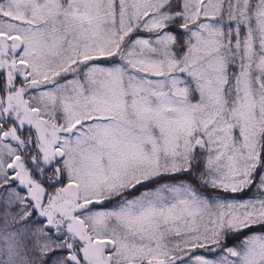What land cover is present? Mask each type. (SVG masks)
<instances>
[{"label":"snow or ice","instance_id":"6c2138e0","mask_svg":"<svg viewBox=\"0 0 264 264\" xmlns=\"http://www.w3.org/2000/svg\"><path fill=\"white\" fill-rule=\"evenodd\" d=\"M0 264H264V0H0Z\"/></svg>","mask_w":264,"mask_h":264}]
</instances>
